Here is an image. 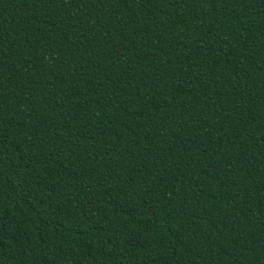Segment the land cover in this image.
Wrapping results in <instances>:
<instances>
[{"label": "trees", "instance_id": "16d2710c", "mask_svg": "<svg viewBox=\"0 0 264 264\" xmlns=\"http://www.w3.org/2000/svg\"><path fill=\"white\" fill-rule=\"evenodd\" d=\"M0 264H264V0H0Z\"/></svg>", "mask_w": 264, "mask_h": 264}, {"label": "snow or ice", "instance_id": "6c2138e0", "mask_svg": "<svg viewBox=\"0 0 264 264\" xmlns=\"http://www.w3.org/2000/svg\"><path fill=\"white\" fill-rule=\"evenodd\" d=\"M94 2H95V0H94ZM101 2H102V0H101ZM0 178H2V177H0Z\"/></svg>", "mask_w": 264, "mask_h": 264}]
</instances>
